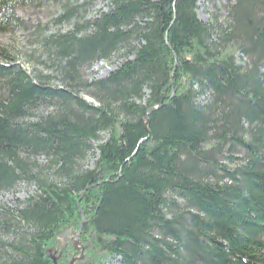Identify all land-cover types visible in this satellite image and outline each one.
<instances>
[{"label": "trees", "instance_id": "1", "mask_svg": "<svg viewBox=\"0 0 264 264\" xmlns=\"http://www.w3.org/2000/svg\"><path fill=\"white\" fill-rule=\"evenodd\" d=\"M201 1L107 0L43 39L58 86L0 48V193L34 187L0 206V264H68L77 233L74 264H264V0Z\"/></svg>", "mask_w": 264, "mask_h": 264}, {"label": "rangeland", "instance_id": "2", "mask_svg": "<svg viewBox=\"0 0 264 264\" xmlns=\"http://www.w3.org/2000/svg\"><path fill=\"white\" fill-rule=\"evenodd\" d=\"M226 2L227 0H203L199 2L197 7L198 18L204 23L214 21L224 23L226 19L224 11ZM107 4V0H35L31 5L8 3L5 14L9 16L5 26L0 27V48L28 69L32 76L50 77L51 80L48 83L58 86V79L44 63L46 55L41 48L43 39L57 33L68 32L72 30L76 23L81 25L83 20L88 21L97 17L100 12L106 11ZM66 8H77V15L69 22L57 24L56 20ZM1 17L0 14V21L2 20ZM15 19H17V23H15ZM121 55H115L109 61L98 62L85 69L82 72L83 79L90 82L104 78L118 65ZM84 98L92 103L90 99ZM100 140H104L102 135ZM98 142H93V146H96ZM95 156L96 152L94 155H88L84 162L85 168L90 169ZM40 162L42 163V161ZM33 191V186L20 184L11 192L0 193V206L10 207L16 200L22 201ZM72 238L73 236L71 240ZM81 250L78 252L74 250L75 255L71 258L74 263L80 259V255L83 256V248ZM76 255H79V257Z\"/></svg>", "mask_w": 264, "mask_h": 264}, {"label": "water", "instance_id": "3", "mask_svg": "<svg viewBox=\"0 0 264 264\" xmlns=\"http://www.w3.org/2000/svg\"><path fill=\"white\" fill-rule=\"evenodd\" d=\"M77 238H78V233L76 235H74L72 240H71L72 247L76 252H78L82 249V247L79 246V242H78ZM81 257H82V255H80V259H81ZM73 263H74V260H71L69 264H73Z\"/></svg>", "mask_w": 264, "mask_h": 264}]
</instances>
